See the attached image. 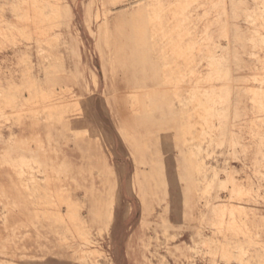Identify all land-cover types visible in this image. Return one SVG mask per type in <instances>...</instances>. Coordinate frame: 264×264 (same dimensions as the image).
Wrapping results in <instances>:
<instances>
[{
  "label": "rangeland",
  "instance_id": "rangeland-1",
  "mask_svg": "<svg viewBox=\"0 0 264 264\" xmlns=\"http://www.w3.org/2000/svg\"><path fill=\"white\" fill-rule=\"evenodd\" d=\"M136 136L162 221L122 251L105 179ZM90 153L93 192L73 175ZM0 168L30 170L34 211L10 223L0 183V264H264V0H0ZM180 184L201 204L184 241L164 219Z\"/></svg>",
  "mask_w": 264,
  "mask_h": 264
},
{
  "label": "crops",
  "instance_id": "crops-1",
  "mask_svg": "<svg viewBox=\"0 0 264 264\" xmlns=\"http://www.w3.org/2000/svg\"><path fill=\"white\" fill-rule=\"evenodd\" d=\"M155 144V140L148 141V144ZM145 144V139L143 136L133 137L126 144L127 152H131L134 155L135 162L130 161V159H125L123 157V149L121 152V175L118 177L106 178L105 181L111 186V192L117 191V197L119 205L113 206L112 217L110 222V239L112 244L116 248L124 250V243L127 244L131 241H139L141 239H146L151 236V231L145 229L144 225L148 224H158L162 221V216L160 211L153 206V212L148 213L145 211V203H141L147 199L158 195L159 191L153 189H143L136 185L144 183L145 177L150 183H155L159 181L160 177V166L158 164V157H155V152L151 156V153H143L141 150ZM89 150L92 151L91 145ZM155 147H153L154 149ZM93 153H90L89 163H85L84 167L77 168V163H74L73 175L76 177L83 171L84 174L89 172V191L93 192L95 188L92 185L95 183L96 171H93L91 165H95V159L93 158ZM159 162V163H158ZM147 163V167L144 166ZM30 170L28 169H14V168H0V183L2 185L3 191L7 194L8 202L7 206L9 208V222L14 224H27L29 221L33 222V204L28 196L22 190V184L20 175H29ZM34 176L42 177L37 170L32 173ZM114 187L113 191L112 188ZM192 191L188 186L182 184L176 185L174 188L169 187V208L170 212L164 219L175 228H182L180 240H188L190 237V228L196 224V219L201 209V204H194L192 200ZM81 192L80 190L75 191L74 189V202L78 198L80 200ZM88 201L89 207H95L94 198L89 197L86 199ZM184 201V204H181ZM30 216H29V215ZM31 217V220H29ZM1 234V232H0ZM22 238H27V233L24 230L19 232ZM1 236V235H0ZM33 236V235H31ZM39 239L38 237H34ZM123 247V248H122ZM128 249V248H127ZM123 254V252H121ZM17 264V260H15Z\"/></svg>",
  "mask_w": 264,
  "mask_h": 264
},
{
  "label": "bare ground",
  "instance_id": "bare-ground-1",
  "mask_svg": "<svg viewBox=\"0 0 264 264\" xmlns=\"http://www.w3.org/2000/svg\"><path fill=\"white\" fill-rule=\"evenodd\" d=\"M49 2V1H48ZM126 2V1H125ZM53 6V5H52ZM170 7V6H169ZM179 7V6H178ZM176 8V7H175ZM186 9V8H185ZM116 10V9H115ZM172 12V11H171ZM169 15V14H168ZM175 15V14H174ZM172 17V16H171ZM177 17V16H176ZM30 19V18H29ZM181 23V22H180ZM201 35V34H200ZM200 50V49H199ZM178 53V52H177ZM184 56V55H183ZM175 61V60H174ZM181 67V66H180ZM164 68V67H163ZM216 68V67H214ZM216 70V69H215ZM191 87V86H190ZM135 92V91H134ZM60 97V96H59ZM211 100V99H210ZM48 101V100H47ZM69 102V101H68ZM55 105V104H54ZM50 106V105H49Z\"/></svg>",
  "mask_w": 264,
  "mask_h": 264
}]
</instances>
